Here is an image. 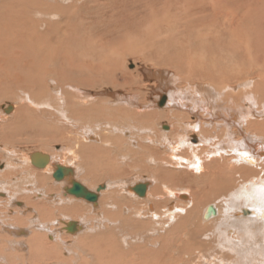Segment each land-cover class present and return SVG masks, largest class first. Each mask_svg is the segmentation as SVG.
<instances>
[{"label":"bare ground","instance_id":"1","mask_svg":"<svg viewBox=\"0 0 264 264\" xmlns=\"http://www.w3.org/2000/svg\"><path fill=\"white\" fill-rule=\"evenodd\" d=\"M12 1L0 2V88L5 83L13 84L21 89L22 94L29 95L25 96L29 103L36 101L43 109L30 110V115L25 113L27 104L16 106L14 115L5 117L0 125L8 129V134L2 133L0 138L12 139V136L26 133L25 130L32 128L29 126L31 116L40 119L47 114L45 109H50L48 113H54L55 119L73 125L74 132L80 135L78 141L71 139L73 143L70 141L67 148H61V155H71L72 161L66 157L67 160L58 162L49 149V143L42 144L44 151H39L50 158L42 168L31 163L32 151L24 155L22 160L30 166L31 175L18 169L21 166L16 164L10 152L0 149L7 159L0 161L3 167L0 170V196L3 198L0 199V248L5 246L9 249L0 257V264H7L6 260L33 264V260H45L48 255L61 257L64 247L72 256L71 261L65 264H204L225 259L223 250L237 256L234 239H230L228 248L222 249L221 244L223 231L220 226L230 213L228 207L235 200H245L254 202L258 210L264 209V59L252 60L254 68L249 69L248 66L253 55V40L247 30V21H251L250 16H256L257 8L241 3L236 12L224 14L220 8H215L218 6L216 0H184L194 6L189 9L196 22H215V19L223 17L231 25L224 26L221 22V26L227 29L226 35L229 34L227 50L233 45L240 52L232 48L229 55L215 54L209 58V55L196 56L193 50L185 52L186 56L182 57L175 58L172 53L167 59L165 55L162 62L168 67L154 69L147 64L143 68V76L147 80H143L144 94L143 90L124 87L131 80L138 84L137 75L122 70L127 78L120 83L112 75L104 74L112 73L115 68L98 58H89L95 44L90 43L93 36L86 33L89 22L78 20L75 25L74 19L80 13L77 6L85 7L83 5L92 0H75L71 7L62 4L64 0L59 3L53 0L57 3L55 5L46 0H14L17 5L7 7L6 4L9 6ZM254 1L255 6L260 2ZM28 2L40 4L30 5ZM209 9L213 13L208 12ZM39 13L47 16L46 20L38 21L31 17L33 14L37 18ZM233 23L237 24L236 28ZM163 26L158 29V34L166 32L165 40L171 37L177 43L180 32L184 35L185 31L175 28L171 31L168 23L164 29ZM154 28L151 27V31ZM213 30L208 32L213 33ZM227 50L222 52L227 53ZM254 58L257 60V56ZM49 67L56 71L51 73ZM130 76L135 78L128 80ZM45 81L52 83L50 88L44 86ZM99 84L105 87L94 91L89 89ZM162 98H165L164 103L159 105ZM143 99L147 102H140ZM100 121L104 123L101 129L96 126ZM163 121L168 122V129H163ZM119 129L122 132H117L119 134L112 138L110 147H106L103 138ZM41 133L44 134V127L31 135L37 137ZM87 140L96 143L89 141L88 144ZM73 161L85 165L91 175L100 170L126 173L138 168L140 172L148 173L150 178L140 179L131 185L126 183L128 185L122 187L123 180L108 181L109 187L104 183L101 184L103 189L96 191L99 185L90 189L78 181L80 166ZM57 165L70 169L61 180L53 177ZM39 171L46 173L47 177L38 175ZM14 174H18L16 179L7 180ZM103 174L106 173L97 174V177L102 178ZM46 181L50 187L44 186ZM74 181L95 193L96 200L75 199L79 196L68 193L67 189ZM142 185L144 194L139 196L135 188ZM49 188H54V191L48 192ZM123 194L133 199L131 203L125 201ZM218 199L221 203L217 204ZM61 206H65L68 212H61L66 218L55 226V220L49 218L58 214ZM90 211L95 214L92 217L97 222L99 220L96 228L87 226L86 221L90 218H85ZM250 213L253 211L242 206L237 216ZM257 216L253 214L247 220L257 223ZM234 221L230 218L228 222ZM42 228L48 229L42 231ZM178 231L177 242L166 240ZM82 232L85 235H77ZM125 232L130 234V240L124 241L122 234ZM145 232L149 233L147 236L162 234L160 244L152 246L154 249L149 245L157 240L146 239L147 236L143 239L140 233ZM72 234L78 236L73 244L67 246L62 243V236L72 238ZM48 239L56 243L46 244ZM41 243L44 245L39 247ZM13 250L18 252H10ZM205 256L208 257L203 258Z\"/></svg>","mask_w":264,"mask_h":264},{"label":"rangeland","instance_id":"2","mask_svg":"<svg viewBox=\"0 0 264 264\" xmlns=\"http://www.w3.org/2000/svg\"><path fill=\"white\" fill-rule=\"evenodd\" d=\"M40 1H42V0H40ZM46 1L48 3H52L51 5H55L54 3H56L57 1H58L57 3H59L62 0H55L56 2L53 0L52 1L46 0ZM64 1L65 2H61V3L69 5L67 7H71V5L75 4V0H72V2H71V0H64ZM168 1H169V3H168ZM168 1L167 0H99V1L92 0L88 3H86V5H83L85 7H80L81 5H78L77 6L78 11L77 12H80V13H79V15L77 14V18L74 19L75 25H77L76 21L78 23V20L79 21L84 20L86 22H89V30L86 29L88 31L86 32V30H85V32L87 34H90V36H93L90 39V43L92 45L95 43L94 44L95 48H94V46L91 47V48H93V51L91 50V53L89 54V58L90 59H91V57H93L94 59L98 58L99 60H101L105 64H109L112 68H115V70H113L112 73L104 72V74H106V76L112 75V77H114V79L118 80L120 83L125 82L127 77H125V75L123 73L126 71L128 73H132L134 75H137V77H139V78H137L139 81L138 84H133L132 83L133 81L131 79H133L135 77L130 76L131 78L128 77V80H131V82H129L124 87L125 88L126 87L127 88H129V87L133 88L132 90H134L136 88L135 90L138 89L141 91V90H143V86L145 85L143 83V80H144V82L147 81L143 76V74H144L142 72L143 68L145 69V66L147 64L150 65L151 67H153L154 69L157 67L161 68V69L165 68L167 65L165 64V62H162V60L165 59L166 56H167V59H169L168 55H172V53L174 54V57L176 58L177 56L182 57L185 55V52L193 50V51H195L196 56L197 55H199V56L209 55L208 56V58H209L211 56L214 57L215 54L217 56H218V54L220 56V54H222V53L229 55V52L231 53L232 48L235 49V51L240 52L238 50V48H236L237 46L235 47L233 45H231V47L228 49L229 51L227 50V44L229 41L228 40L229 34L226 35L227 29H225L221 26V22L224 23V26L225 25L228 26L229 23L224 21L222 19L223 17L221 18L222 20L220 18L215 19L216 20L215 22L213 20L211 22L209 20H204V21L202 20V21L196 22L192 18L193 12H191L189 9L190 7L194 8V6L193 5L190 6L189 4H187L189 1H187V3L184 2V0H168ZM259 1H260L259 4L257 6H255L254 0H216L219 7L217 6L215 8H220L219 10L223 11L224 14L228 13L229 11L232 13L236 12L239 9V7H241V5L243 3H248V5H251V7L257 8L256 9L257 11L254 12L257 17L252 15V16H250L251 21H249V20L247 21V28H248L247 30H248L249 34H252L250 39H251V41L253 40L252 41V48H251L253 55H252V59H249V63H248V66L250 67L249 69L254 68V66L251 65L252 60H254L255 62L256 61L258 62L260 58L264 59V7H263L264 6V0H259ZM12 2L9 3V6H8V4H6V6L7 7L12 6L13 7L14 5L15 6L17 5V3L14 0ZM34 3H37V2H33V3L28 2V4H30V5H33ZM37 4H40V3H37ZM182 4H184V5H182ZM151 6H154V7H152L154 10L151 8ZM92 9L93 10L95 9V10L93 11ZM207 11L210 12L211 9H209ZM174 12L177 14H175ZM211 13H213V12L211 11ZM152 14H153V16H155L156 19L153 18ZM35 16L32 14L31 17H34L33 19L38 20V21H40V20L44 21L47 18V16L44 17L40 13L37 15V18ZM176 16H178V17L175 18ZM150 19L152 21L155 20L154 24L156 26H154V24L151 23ZM255 19H258V20H255ZM74 20H73V22H74ZM176 20L178 21V23ZM25 21L26 20L24 19V22ZM157 21L159 23H162L161 26L159 25L158 28H157V26L159 23ZM161 21H165V22H161ZM167 23L170 25V27H172V30L170 29L171 31H173L174 28H175L174 30L177 29L179 31H185L184 35L183 34L181 35V32H180V36H179L180 39L177 40V43H176V41L175 42L173 41L174 39L171 40V37L168 40H165L164 36L167 35L166 32L164 34H161V33L158 34V32H159L158 29L161 28L162 25H164V26L167 25ZM179 24H181L182 26L178 27L177 25H179ZM236 25H237L236 23H233V26L235 28L237 27ZM164 26L162 29L165 28ZM229 26H231V25H229ZM151 27L154 28L153 31H151L152 30ZM213 28H214V30H213ZM209 29H212L214 31L213 33H215L216 29L219 30L220 32L213 34V33L208 32ZM225 30H226V32H224ZM236 30L239 31L238 29H236ZM257 32H259V35ZM254 34H257L256 37L253 36ZM209 35H210V37H209ZM98 37L100 39H98ZM173 38H177V37H173ZM222 40H223V42H222ZM96 41H98L97 42L98 45H96ZM177 49H179V50H177ZM226 50H227V53L222 52V51H226ZM255 56H257V60H255V58H254ZM91 60H93V59H91ZM262 61H260V62H262ZM56 67H58V66H56ZM50 69H51V71H50L51 73L56 71V70H53V67L52 68L49 67V70ZM171 70H172V67H171ZM172 71L175 73L174 69ZM102 74L103 73H101V78L103 79ZM212 74H215V71H213ZM58 78L60 79V76ZM104 78H105V76H104ZM44 83L43 84L46 87H49L52 84L50 81H45ZM128 85H131V86H128ZM103 86L105 87V85H103ZM108 86L106 85V87H108ZM140 86H142V87H140ZM104 87H101V85L99 84V85L94 86V87L89 88V89H92V90L96 89L97 90L100 88L99 90H101ZM20 91H21V89L19 87L15 86L13 84L10 85V83H7V84L5 83V85L3 84L2 87L0 88V115L4 116V117L0 118V125H2L4 123L5 117L14 115V113L17 110L16 106H18L19 104L20 105L27 104V111H25L26 114H28V113L30 114V110H33V112H36V110L39 108L43 109L42 106L39 105L36 101L35 102L32 101L29 103L28 98L25 97V96H29V95H24ZM143 93L145 94L144 90H143ZM26 94H28V93H26ZM144 94H141V95H144ZM163 95H165V94L163 93ZM95 97H98V96H94V98ZM138 97L140 98V100L142 99V97H140V96H138ZM32 100H34L33 97H32ZM145 100L146 99H143L140 102L146 103L147 101H145ZM7 105H11V107H12V110L10 113H5L3 111L2 107L7 106ZM163 106H161L160 108H162ZM43 107L46 108V106H44V105H43ZM45 110L48 112L51 111L50 109H45ZM48 112L45 116H40V119L38 117L35 118V116L34 117L31 116L32 119H30L31 121L29 120L30 121L29 126H32V128H28L29 127L28 126L27 130H30V131L25 130L26 133L24 132L23 133L24 135L23 134L17 135V136H15L16 138L14 136H12L13 137L12 139L11 138L8 139V137L5 139L3 137L4 141L0 138V147L3 145L2 148H0V149L1 150L5 149L6 151L5 150L4 151L7 153L10 152L12 154L11 156H13V158H15L14 161H16V164L21 166L18 169L22 172H25V171L28 172L29 173L28 175H31L30 173H32V171L30 170V166L22 160V157L24 155H28L31 151L32 152L44 151V149H43V147L45 145L44 143H49L50 144V145H48L49 149L54 152V156H56L55 158H57V161L63 162L65 160H67V158L70 159L69 156H71V155H68V156L67 155L66 156L61 155L63 153V152H61L62 151L61 148L62 147L67 148V146L70 144V141L73 143V141L71 139H73L74 141L75 140L78 141L77 137L80 135V134H77L74 132L73 125L66 124V122H64V120H62V119H59V118L55 119V117H57V116L54 113L51 115ZM103 124L104 123L102 121H100L96 126L99 127V129H101ZM35 125H37V126L35 127ZM163 125H164L163 129H168V122L167 121H163ZM43 127H44V134L41 133L42 135H38L37 137H36V135H31L32 133L39 131V129H42ZM50 128H52L53 130L56 129L57 131H55V132L51 131ZM7 130L8 129H4L0 126V134H2V133L8 134ZM117 132H122V131L119 129V131L113 132L112 134H108L105 137V139L103 138L104 143L105 144L107 143L106 147H110L109 143L111 142L112 138L116 137L115 134ZM51 133H52V136H54L53 138H52V136H50ZM27 134H29V135H27ZM66 134L68 135V137ZM117 134H119V133H117ZM65 136H66L68 141L65 139ZM60 137L62 139L61 141H59ZM53 139L56 140V142H54ZM89 141L96 143L93 140H87L88 144H89ZM42 144H44V145H42ZM41 147H42V149H41ZM56 151H57V153H55ZM58 151H60V152H58ZM63 151L67 152L70 150H63ZM70 154H71V152H70ZM3 155H5V154L0 152V161H3V162H4V160L7 161L6 156H3ZM73 162L75 163L77 161H73ZM79 162H80V160H79ZM77 165L80 166V168H78V173H77V178L79 180L78 179L77 180L84 183L83 185L87 186L90 189L95 188L98 185H101L104 183H107L108 187H109L110 182H108V181H115L117 179L123 180V183L121 185V187H122V186H125L128 184L131 185L135 182H138V180H140V179H144L147 177L150 178L148 173L140 172L138 168H135L133 171H128L126 173H121V171H119V170H117V171L107 170L109 173L106 170L105 171L100 170L96 173L99 175L102 174L103 172L106 173L105 175L103 174L102 178H101V176H99V175L97 177V174L91 175V172L87 171V169L84 168V167H86L85 165H82L79 163ZM2 168L3 167L0 166V170ZM34 168H36V167H34ZM113 174H115V175H113ZM17 175L18 174H14L10 177V179H7V180L10 181V180L16 179ZM38 175L47 177L46 173H42L40 171L38 172ZM89 175H91V176L89 177ZM92 176L95 179H97V178L98 179L94 180L92 178ZM99 178H101V179H99ZM88 179H90V180H88ZM126 183H128V184H126ZM142 183H144V182H142ZM183 183L184 184L186 183V178H185V181H183ZM48 184L50 185V183L48 181H46L44 186L50 187V186H47ZM40 186H43V184ZM108 187H107V189H108ZM121 187H120V189L124 190ZM193 187L195 188L196 186H194V184H193ZM118 189H119V187H118ZM51 190L54 191V188L48 190V192H51ZM59 191L60 190H58V193H59ZM122 196L125 198V201L128 203H131L130 201L133 200L131 197H126L127 195L123 194ZM77 198H80V197H75V199H77ZM0 199H3V198L0 196ZM218 201H219V199L216 201L217 204L221 203L220 201L219 202ZM231 203L232 204H230V208L228 207V210L230 211V213H228L226 215V221H224V223H221V226H220V228L223 231V234L221 236L222 237V243L221 244H222V249L228 248V246H229L228 243L231 242L230 239L231 238L234 239V242L236 243L235 244V250H236V252H238V255L237 256L233 255V254L230 255L228 253L229 252L228 250H223V252L225 253V256H226L225 259L224 258L221 260L219 259V261H217V262L215 260H211V261L205 262L204 264H217V263L218 264H264V209L258 210L256 208V204L252 201L246 202L245 200H242V201H236L235 200ZM132 204H134V203L132 202ZM242 206L253 211V214L258 215L256 218L258 220V222L256 221L257 223H252V222L247 220L248 218L252 217L253 214H251V213H250V215H246V216H243V215L237 216L239 214V210ZM13 207L18 208L16 206H13ZM66 209L67 208L65 206H63V207L61 206L58 210V214H55V215H53V217L51 216L49 218V219H52L53 221L55 220L54 224L52 223L53 225L56 226V225L61 224L62 219L66 218L64 215H62L65 213L61 214V212H64V211L68 212L67 211L68 209L67 210ZM100 209L101 208H99V211H100ZM124 211L125 210L123 209L122 212L124 213ZM53 212L56 213L57 211L53 210ZM84 212L86 213V211H84ZM66 215H68V214H66ZM94 215L95 214L90 211V214L87 216V218H85V220H88L90 218V220H88L86 222L88 223L87 226L89 225L92 228H96V226L98 225V222H99V220L97 222L93 218ZM102 218H104V217H102ZM230 218L235 220L234 223L228 222ZM57 219H59V220H57ZM141 219L143 221H146L144 218H141ZM91 220H93L94 222ZM46 221H50V220L47 219ZM110 221H112V220L110 219ZM245 221H247V222H245ZM44 222H45V220H44ZM90 222H91V224H90ZM93 225H94V227H93ZM49 227L52 228L51 226H49ZM47 229L42 228V231L47 230ZM179 232L180 231H178L174 234H171L170 237H168L167 239L165 238V239L166 240L171 239L170 241L175 242L176 241L175 238L177 239V235L179 234ZM86 233L88 234V232H86ZM129 233H131V232H129ZM80 234H84V232L78 233L77 235L79 236ZM140 234H142L143 239H144V236L146 238L147 234L149 235V233L146 234V232H145L146 235L144 233H140ZM66 235H70V234L66 233ZM77 235L73 236V234H72L73 239L71 237L66 236V238H64L62 236V238H61L62 243L65 242L64 244H66L67 246H69L70 244H73V240H77L76 237L78 238ZM122 235L125 238L124 241L130 240L129 239L130 234L125 232ZM161 235L162 234H160V233L159 234L156 233V236H155V233H152V234H150L151 237L147 236L146 239L149 238V240H150V238H152L154 240L159 241V242L154 241L152 244L149 245V246H151L152 249H154V247H156V245L160 244L161 237H162ZM125 236H128V237H125ZM8 239L9 238H7V240ZM63 239H64V241H63ZM61 240H59V241H61ZM50 241L51 240L48 239L46 244L52 243L54 245L56 243V242L53 243ZM42 242H44V241H42ZM42 245H44V243H41V245L38 244L39 247ZM152 246H154V247H152ZM6 252H9V249H7L5 246H3V248H0V257H2V254H5ZM10 252H13L15 254L18 251L13 250ZM92 252H93V250H92ZM60 253H61V257L60 256L57 257L54 255H50V256L48 255L47 259H45L46 261L43 259L42 260L37 259V261L35 260V262L33 260V264H38V263L39 264H65L66 262L68 263L69 261H71V259H72V256L70 255L71 252L69 250L65 249V247L63 248V251L61 250ZM33 257L36 259L35 256H33ZM206 257H208V256H205L203 258H206ZM37 258H39V257H37ZM48 258H50V259H48ZM14 262L16 264L18 262V260H16V261L6 260L7 264L8 263L14 264ZM185 264H193V263L189 262V263H185Z\"/></svg>","mask_w":264,"mask_h":264},{"label":"water","instance_id":"3","mask_svg":"<svg viewBox=\"0 0 264 264\" xmlns=\"http://www.w3.org/2000/svg\"><path fill=\"white\" fill-rule=\"evenodd\" d=\"M164 100L165 98H162V100H160L158 104L162 105L164 103ZM2 108L5 113H10L12 110L11 105L3 106ZM30 160L33 165L38 166L39 168H42L47 163H49L50 158L47 154L36 151L30 154ZM67 172H70L69 168H63L62 166L57 165L55 168V171L53 172V177L55 180H61L63 175ZM103 187H104L103 185H99L96 188V191H100L101 189H103ZM135 191L139 194V196H142L144 194L143 185L137 186L135 188ZM67 192L75 196L84 197L86 200H89V201L96 200L95 193L89 192L88 190L84 188L83 185L75 181L72 183V186L69 189H67ZM243 210L245 212L246 209H243Z\"/></svg>","mask_w":264,"mask_h":264}]
</instances>
